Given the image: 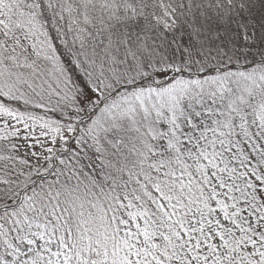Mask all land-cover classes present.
I'll return each instance as SVG.
<instances>
[{"label":"snow or ice","instance_id":"1","mask_svg":"<svg viewBox=\"0 0 264 264\" xmlns=\"http://www.w3.org/2000/svg\"><path fill=\"white\" fill-rule=\"evenodd\" d=\"M0 264H264V0H0Z\"/></svg>","mask_w":264,"mask_h":264}]
</instances>
